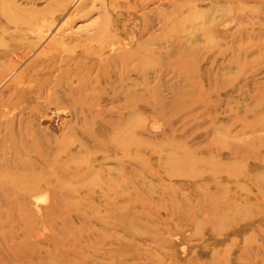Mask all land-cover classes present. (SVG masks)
I'll use <instances>...</instances> for the list:
<instances>
[{
    "label": "rangeland",
    "instance_id": "374dc122",
    "mask_svg": "<svg viewBox=\"0 0 264 264\" xmlns=\"http://www.w3.org/2000/svg\"><path fill=\"white\" fill-rule=\"evenodd\" d=\"M0 264H264V0H0Z\"/></svg>",
    "mask_w": 264,
    "mask_h": 264
},
{
    "label": "bare ground",
    "instance_id": "6f19581e",
    "mask_svg": "<svg viewBox=\"0 0 264 264\" xmlns=\"http://www.w3.org/2000/svg\"><path fill=\"white\" fill-rule=\"evenodd\" d=\"M115 4V3H113ZM107 29V28H105ZM105 31V30H104ZM64 40V39H63ZM53 43V42H52ZM58 43V42H57ZM56 44V43H55ZM102 46V45H101ZM115 47H117L118 49L116 50ZM106 50L110 51V56L107 58V61L105 63V67L106 66H115V65H120L121 67L123 66H127V63H128V59L125 58V55L128 53V54H132V60H136L135 57H140V59L142 60V48H139L137 52L135 53H130L129 50H126V48H124V46L120 45L119 43H116L115 40L113 38H110V39H107L105 42H103V46H102V53L106 52ZM51 51V50H50ZM101 52V51H100ZM145 52H146V56H145V59L148 60V58L151 57V54H149V50L148 48H145ZM101 54V53H99ZM140 54V56H138ZM108 55V54H107ZM124 55V56H123ZM135 56V57H133ZM64 57V56H63ZM62 57V58H63ZM54 59V58H53ZM57 59V58H56ZM105 59V57H104ZM139 59V60H140ZM55 60V59H54ZM63 60V59H62ZM58 61V60H57ZM34 64V63H33ZM53 66V64H52ZM104 68V67H103ZM121 70V69H120ZM25 75H21L20 76V79H19V83H25V82H28L30 83L33 79V77L31 76H25ZM24 77V78H23ZM122 77H124L123 75H121V81L119 82V86H122ZM26 80V81H25ZM49 85V83L47 84V86ZM115 85V84H114ZM31 86V85H29ZM46 86V85H45ZM116 86V85H115ZM26 88V87H25ZM44 88V87H42ZM42 88H39V92H42ZM35 92V91H34ZM118 96H120V94H118ZM98 112V115H101V113L99 111ZM95 115H96V112H95ZM129 123L130 125L133 123V120L132 118L127 122ZM124 126L123 130H121V128H115V132H118L120 130V132L118 133L117 135V139L119 140L117 143L119 144L118 147L119 148H122L124 149L123 147H121V145H123L126 149L128 148V145L131 144V141L135 140V138H137V131H135L136 129L131 126V127H128V125ZM13 125V124H12ZM8 126V125H7ZM6 139L9 138V140L6 141V145L5 146H8L10 147L11 149H13V151L16 152H20V145L19 143L16 141V137L14 135V133H11L9 136L5 137ZM181 164H184V163H181Z\"/></svg>",
    "mask_w": 264,
    "mask_h": 264
}]
</instances>
